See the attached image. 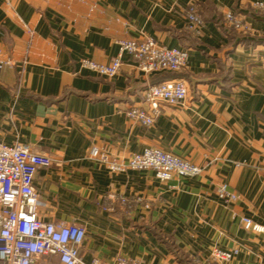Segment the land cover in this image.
Returning <instances> with one entry per match:
<instances>
[{
  "label": "crops",
  "instance_id": "crops-1",
  "mask_svg": "<svg viewBox=\"0 0 264 264\" xmlns=\"http://www.w3.org/2000/svg\"><path fill=\"white\" fill-rule=\"evenodd\" d=\"M254 1L0 0V61H10L0 69V141L51 157L34 179L39 218L83 227L85 263L264 264V233L242 222L264 228V14ZM192 6L198 33L188 29ZM228 13L249 31L231 28ZM143 38L187 50V68L145 76L125 56L113 78L80 69L82 59L109 64L119 40ZM171 79L186 81L184 105L164 107L151 127L126 117L149 110L147 86ZM149 147L204 171L161 182L90 156L98 148L123 161ZM222 184L236 202L217 197ZM215 249L239 254L220 263Z\"/></svg>",
  "mask_w": 264,
  "mask_h": 264
},
{
  "label": "built area",
  "instance_id": "built-area-1",
  "mask_svg": "<svg viewBox=\"0 0 264 264\" xmlns=\"http://www.w3.org/2000/svg\"><path fill=\"white\" fill-rule=\"evenodd\" d=\"M253 8L264 14V0H255ZM187 19L188 29L198 33L203 20L195 7L188 9ZM225 19L234 30L249 31L248 25L234 13L226 14ZM117 46L118 53L109 64L82 59L80 69L100 77L113 78L123 67L125 56H129L132 66L145 76L177 73L186 69L189 63L187 50L165 47L153 38L119 40ZM9 64L10 61H0V69ZM188 94V85L182 79L149 85L144 91L149 110L134 107L125 111V115L142 127H151L164 107L184 105ZM90 156L100 158L110 172L152 171L161 182L197 178L204 171L197 164L158 147L146 148L123 161L109 159L98 148H93ZM51 165L52 159L48 155L0 141V264H143L140 260L125 256H118L110 263L99 259L85 263L80 256V249L86 238L83 227L44 222L39 218L40 196L34 186V179L38 169ZM261 169L264 172V165ZM217 197L225 204L238 200L228 184H222L218 188ZM111 198L122 204L128 203L124 197ZM242 222L246 230L264 233V228L250 218H243ZM238 254L237 249H215L212 258L220 263H227Z\"/></svg>",
  "mask_w": 264,
  "mask_h": 264
},
{
  "label": "trees",
  "instance_id": "trees-1",
  "mask_svg": "<svg viewBox=\"0 0 264 264\" xmlns=\"http://www.w3.org/2000/svg\"><path fill=\"white\" fill-rule=\"evenodd\" d=\"M172 80V79H171ZM171 80H167V81H171ZM174 80V79H173ZM167 81H164V82H167ZM161 83H163V82H161ZM158 84H160V83H158ZM155 85H157V84H155Z\"/></svg>",
  "mask_w": 264,
  "mask_h": 264
},
{
  "label": "rangeland",
  "instance_id": "rangeland-1",
  "mask_svg": "<svg viewBox=\"0 0 264 264\" xmlns=\"http://www.w3.org/2000/svg\"><path fill=\"white\" fill-rule=\"evenodd\" d=\"M211 256H212V254H211Z\"/></svg>",
  "mask_w": 264,
  "mask_h": 264
}]
</instances>
